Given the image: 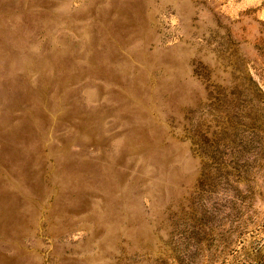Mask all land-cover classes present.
Here are the masks:
<instances>
[{"label":"rangeland","instance_id":"1","mask_svg":"<svg viewBox=\"0 0 264 264\" xmlns=\"http://www.w3.org/2000/svg\"><path fill=\"white\" fill-rule=\"evenodd\" d=\"M0 264H264V0H0Z\"/></svg>","mask_w":264,"mask_h":264}]
</instances>
